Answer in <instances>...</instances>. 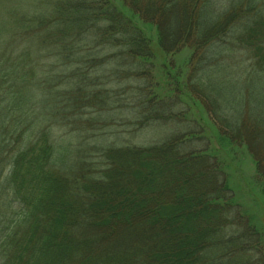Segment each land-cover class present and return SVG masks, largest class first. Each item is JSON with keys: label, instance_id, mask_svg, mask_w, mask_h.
<instances>
[{"label": "trees", "instance_id": "16d2710c", "mask_svg": "<svg viewBox=\"0 0 264 264\" xmlns=\"http://www.w3.org/2000/svg\"><path fill=\"white\" fill-rule=\"evenodd\" d=\"M246 158L259 205L264 0H0V264H264Z\"/></svg>", "mask_w": 264, "mask_h": 264}, {"label": "rangeland", "instance_id": "374dc122", "mask_svg": "<svg viewBox=\"0 0 264 264\" xmlns=\"http://www.w3.org/2000/svg\"><path fill=\"white\" fill-rule=\"evenodd\" d=\"M154 34V33H152ZM154 46V50L157 54V57L159 59V62H163L167 59V68L168 70H171L172 68H174V70H178V67H183L186 65L188 59H189V53L187 51H183L181 53H178L175 56H166L164 55L161 51H159L155 45V43H153ZM236 60H238V58L236 57ZM231 70L233 71L234 68H231ZM243 69L240 66L239 69H235L234 73L237 74L238 78H240L239 76L241 75ZM192 105V103H191ZM193 106V105H192ZM197 110H199V108H194L193 106V114L194 117L197 118L199 120V122L201 124H203L206 128H207V133L210 135V137H214L212 133H214V128L211 127L209 121L206 118V114H204L202 112V110L200 109L199 112H197ZM202 117V118H201ZM171 132V126L169 125H161V124H155L153 126H151L150 128L145 129L142 134L140 136L137 137V139L135 140V138H131L134 141L137 142H141V143H145V142H150L153 141L155 139H161L164 138L166 135H168ZM125 139V138H124ZM212 142L216 143L217 146V142L215 138H212ZM241 161H244V158H241ZM239 166V168H238ZM232 169H234V179L235 181H237L238 183L241 184L242 187V193L246 198V201L249 202V204L252 207H258V211H259V216H260V222L261 225L264 227V202L260 201L259 205H256L255 202H253V199H258V197L253 196V194L251 195V193L249 192V186H248V182H249V178L254 174V166L252 164V161L250 159L245 160L244 163H242L241 165H239L238 161L233 163Z\"/></svg>", "mask_w": 264, "mask_h": 264}]
</instances>
